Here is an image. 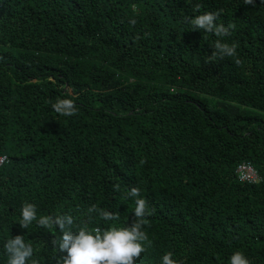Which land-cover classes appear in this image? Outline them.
<instances>
[{
  "label": "trees",
  "instance_id": "trees-1",
  "mask_svg": "<svg viewBox=\"0 0 264 264\" xmlns=\"http://www.w3.org/2000/svg\"><path fill=\"white\" fill-rule=\"evenodd\" d=\"M207 12L227 33L194 30ZM218 42L236 55L210 59ZM59 99L75 115L57 114ZM3 158L0 264L17 235L38 264H57L61 234L42 216L126 227L137 198L151 245L136 264L167 252L177 264H230L237 250L264 264V3L0 0ZM241 165L255 182L239 179ZM25 203L37 220L22 229Z\"/></svg>",
  "mask_w": 264,
  "mask_h": 264
},
{
  "label": "clouds",
  "instance_id": "clouds-1",
  "mask_svg": "<svg viewBox=\"0 0 264 264\" xmlns=\"http://www.w3.org/2000/svg\"><path fill=\"white\" fill-rule=\"evenodd\" d=\"M264 3V0H260ZM246 4L256 3V0H245ZM216 13L207 12L196 16L191 23L194 30H203L217 36L227 33L228 28L217 24ZM215 51L211 57L234 56L236 46L220 44L214 46ZM52 109L65 117L75 115V106L71 99H59ZM127 197L137 198L140 196V189L132 187L127 192ZM89 213H95L103 221H115L117 213L90 208ZM134 219L130 226H113L106 230H101L100 226L89 227L87 224L78 226L76 219L72 215L42 216L37 223L41 227L50 228L55 226L60 232L57 251V264H136L141 253L145 252L151 245L147 233L143 230L144 217L146 216V201L143 198L135 199V209L132 213ZM91 220V216L89 217ZM37 220V206L32 203H25L20 211L19 225L22 229H27L33 221ZM75 228V230H74ZM6 255V264H38L33 259L34 248L32 244L26 242L23 235H17L6 240L3 245ZM230 264H250L249 259L239 250L234 251L229 258ZM160 264H177L173 259V253L167 252L161 257Z\"/></svg>",
  "mask_w": 264,
  "mask_h": 264
},
{
  "label": "built area",
  "instance_id": "built-area-1",
  "mask_svg": "<svg viewBox=\"0 0 264 264\" xmlns=\"http://www.w3.org/2000/svg\"><path fill=\"white\" fill-rule=\"evenodd\" d=\"M4 160H5L4 158L0 159V166L2 165ZM237 173L239 175V179L244 182L252 183L255 182L257 179L254 169L250 166H246V165L239 166L237 169Z\"/></svg>",
  "mask_w": 264,
  "mask_h": 264
}]
</instances>
